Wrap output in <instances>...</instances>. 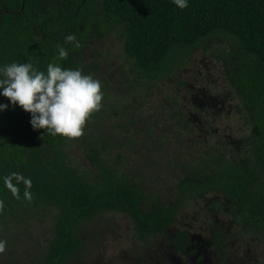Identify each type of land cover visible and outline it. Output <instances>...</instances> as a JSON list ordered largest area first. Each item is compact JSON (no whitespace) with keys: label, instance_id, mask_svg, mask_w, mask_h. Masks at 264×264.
<instances>
[{"label":"trees","instance_id":"16d2710c","mask_svg":"<svg viewBox=\"0 0 264 264\" xmlns=\"http://www.w3.org/2000/svg\"><path fill=\"white\" fill-rule=\"evenodd\" d=\"M119 23L125 53L148 76L161 72L174 46L195 44L217 30L236 39L239 51L224 60V75L245 113L243 148L236 156L203 158L178 178L170 198L161 199L95 152V171H79L64 153L66 137L33 129L30 113L9 104L0 111V216L41 205L55 209L37 264H66L80 247L81 225L101 211L128 217L137 238L145 239L168 228L189 196L208 191L226 197L245 227L264 232V0H188L183 9L173 0H0V65L31 60L39 70L51 61L80 68L92 26L106 30ZM69 33L78 47L64 41ZM57 44L68 52L63 59ZM11 172L31 178V200L22 182L19 199L4 187L2 177ZM212 238L223 254L222 234L214 231Z\"/></svg>","mask_w":264,"mask_h":264},{"label":"rangeland","instance_id":"374dc122","mask_svg":"<svg viewBox=\"0 0 264 264\" xmlns=\"http://www.w3.org/2000/svg\"><path fill=\"white\" fill-rule=\"evenodd\" d=\"M92 27L79 69L101 81L104 95L83 134L66 137L71 165L94 172L95 152L168 199L178 178L203 158L238 155L246 118L224 75V60L239 51L235 38L217 30L195 44L174 46L159 64L161 72L148 76L124 51L123 24ZM54 212L41 205L0 216V264H37ZM214 231L222 234L223 254L215 248ZM80 233V247L66 264H264V232L245 227L217 192L189 196L168 228L145 239L137 238L128 217L109 210L84 222Z\"/></svg>","mask_w":264,"mask_h":264},{"label":"clouds","instance_id":"9594fccd","mask_svg":"<svg viewBox=\"0 0 264 264\" xmlns=\"http://www.w3.org/2000/svg\"><path fill=\"white\" fill-rule=\"evenodd\" d=\"M178 8L187 7L188 0H173ZM65 42H74L79 46L74 33L64 37ZM60 59L67 56V50L57 44ZM101 81L91 74L82 73L79 68L62 67L58 62H48L45 70H39L31 60L27 62L0 65V96L8 98V103L0 102V111L14 104L30 113V125L33 129H44L51 135L68 138L83 134L86 119L93 111L101 107ZM4 187L19 199L18 185H24L23 196L32 199L29 191L32 185L30 177L19 172H11L2 177ZM15 181V183H13ZM4 202L0 200V209ZM5 242L0 240V253Z\"/></svg>","mask_w":264,"mask_h":264}]
</instances>
